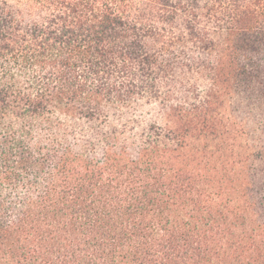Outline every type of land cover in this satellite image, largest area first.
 <instances>
[{
	"label": "trees",
	"instance_id": "16d2710c",
	"mask_svg": "<svg viewBox=\"0 0 264 264\" xmlns=\"http://www.w3.org/2000/svg\"><path fill=\"white\" fill-rule=\"evenodd\" d=\"M0 264H264V0H0Z\"/></svg>",
	"mask_w": 264,
	"mask_h": 264
},
{
	"label": "rangeland",
	"instance_id": "374dc122",
	"mask_svg": "<svg viewBox=\"0 0 264 264\" xmlns=\"http://www.w3.org/2000/svg\"><path fill=\"white\" fill-rule=\"evenodd\" d=\"M142 111L144 112V116H146L147 120L157 118L163 123L165 121L164 117H167L165 109H163L160 105H146L142 108Z\"/></svg>",
	"mask_w": 264,
	"mask_h": 264
}]
</instances>
